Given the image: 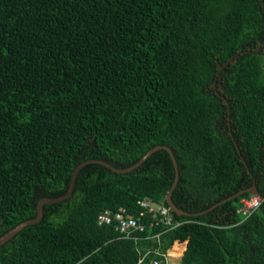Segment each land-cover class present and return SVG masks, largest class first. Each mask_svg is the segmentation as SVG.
I'll use <instances>...</instances> for the list:
<instances>
[{
	"label": "trees",
	"instance_id": "16d2710c",
	"mask_svg": "<svg viewBox=\"0 0 264 264\" xmlns=\"http://www.w3.org/2000/svg\"><path fill=\"white\" fill-rule=\"evenodd\" d=\"M157 144L173 187L164 147L125 171L88 161L0 264L164 263L183 241L182 264H264V0H0V235L79 162L126 168ZM169 189L173 228L96 222Z\"/></svg>",
	"mask_w": 264,
	"mask_h": 264
},
{
	"label": "built area",
	"instance_id": "2783aa9c",
	"mask_svg": "<svg viewBox=\"0 0 264 264\" xmlns=\"http://www.w3.org/2000/svg\"><path fill=\"white\" fill-rule=\"evenodd\" d=\"M261 199L262 197L260 195L252 193L250 196L241 200V206L239 209L242 213L249 214L259 206ZM138 203L141 206V209L137 213L128 211L125 206H121L117 210H111L109 208L101 209L96 214V222L98 224L113 223L118 230L119 237L134 239L151 236L143 234L139 235V233H137V231L140 232L145 229L146 223L143 220V217L146 212L150 213L152 224H163L167 228H173L183 222L182 219L173 216L172 208L168 203H156L147 197L139 199ZM157 234L158 233L154 235L156 236ZM162 254L165 258L164 263H162L159 258H153L151 264H167V256L169 255V252Z\"/></svg>",
	"mask_w": 264,
	"mask_h": 264
},
{
	"label": "water",
	"instance_id": "95a60500",
	"mask_svg": "<svg viewBox=\"0 0 264 264\" xmlns=\"http://www.w3.org/2000/svg\"><path fill=\"white\" fill-rule=\"evenodd\" d=\"M159 147L166 148L169 151V153H170V155H171V157L173 159L174 166H175V178H174V181H173V184H172V187H173L175 185L177 179H178V167H177V163H176V159H175V156H174L173 151L171 150V148L169 146H167L165 144H157V145H154L153 147L149 148L134 164H132V165L126 167V168H117V167L112 166L111 164H109L108 162H106L105 160H102V159H95V158L85 159V160L79 162L75 166V168H74V170L72 172V176H71V179H70V184H69L68 190L64 194H62L60 196H57V197H43V198H41L38 201V203H37V214H36V216L33 217V218H29V219H26L24 221H21L20 223L14 225L12 228H10L6 232H4L2 235H0V244L2 242H4L6 239H8L10 236H12L16 231H18L25 224L30 223V222L38 221L41 218V216H42L43 203H45V202H51V201H56V200H59L61 198H64V197L68 196L71 193V191H72L73 183H74V179H75V175L77 173V170L84 163H86L88 161H98V162H102V163L106 164L107 166L111 167L112 169H114L116 171H125V170H129V169L135 167L136 165H138L153 150H155V149H157ZM246 190L249 191L250 193L258 194L257 188H256V186L254 184H252L250 187L246 188ZM170 193H171V189H169L168 192H167V194H166V201L170 205V207L172 208V210H174L176 213H185L184 210L178 208L173 203V201L171 200V197H170ZM237 194L238 193H235L233 196H235Z\"/></svg>",
	"mask_w": 264,
	"mask_h": 264
},
{
	"label": "crops",
	"instance_id": "0c3cea01",
	"mask_svg": "<svg viewBox=\"0 0 264 264\" xmlns=\"http://www.w3.org/2000/svg\"><path fill=\"white\" fill-rule=\"evenodd\" d=\"M174 246H177L178 248L176 249V253L174 254H172L171 252V250H172V248L174 247ZM173 247L171 248V250H170V252H169V255L167 256V264H169V262H168V257L169 256H174V255H176V254H179L178 255V257H180V255H181V253H182V251L184 250V248H185V241H183V242H180V243H175L174 245H173ZM173 264H182L181 262H173Z\"/></svg>",
	"mask_w": 264,
	"mask_h": 264
},
{
	"label": "rangeland",
	"instance_id": "374dc122",
	"mask_svg": "<svg viewBox=\"0 0 264 264\" xmlns=\"http://www.w3.org/2000/svg\"><path fill=\"white\" fill-rule=\"evenodd\" d=\"M178 255H179V254H176V255H174V256H169V257H168V262H169V264H173V262H176V261H177V262H180Z\"/></svg>",
	"mask_w": 264,
	"mask_h": 264
}]
</instances>
